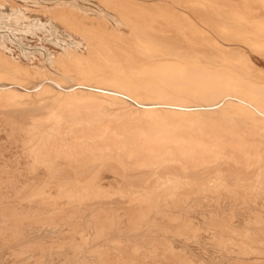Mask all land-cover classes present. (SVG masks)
<instances>
[{
  "label": "bare ground",
  "instance_id": "1",
  "mask_svg": "<svg viewBox=\"0 0 264 264\" xmlns=\"http://www.w3.org/2000/svg\"><path fill=\"white\" fill-rule=\"evenodd\" d=\"M98 1L0 55V264H264V0Z\"/></svg>",
  "mask_w": 264,
  "mask_h": 264
},
{
  "label": "rangeland",
  "instance_id": "2",
  "mask_svg": "<svg viewBox=\"0 0 264 264\" xmlns=\"http://www.w3.org/2000/svg\"><path fill=\"white\" fill-rule=\"evenodd\" d=\"M55 1L0 0V52L4 53L0 54L1 57L7 56L5 59L14 60L11 61L14 64L51 69L55 54L67 48L91 56L86 48L85 37L56 20L51 9L64 0ZM72 1L91 10L101 7L98 0ZM78 40L84 44L78 45Z\"/></svg>",
  "mask_w": 264,
  "mask_h": 264
}]
</instances>
